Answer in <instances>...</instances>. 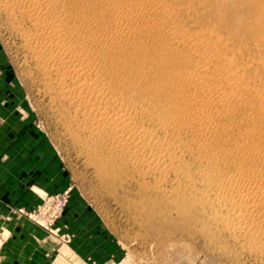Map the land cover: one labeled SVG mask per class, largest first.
<instances>
[{
    "label": "bare ground",
    "instance_id": "1",
    "mask_svg": "<svg viewBox=\"0 0 264 264\" xmlns=\"http://www.w3.org/2000/svg\"><path fill=\"white\" fill-rule=\"evenodd\" d=\"M259 3L264 11L263 0ZM166 5L164 0H3L1 7L16 23L18 18L28 22V29L20 26V39L42 74L54 78L58 97L72 107L77 125L95 145L109 149L143 178L152 176L156 185L171 175L189 180V154L197 161L200 179L202 194L193 197L197 205L211 210L264 263V87L253 88L238 75L237 60L226 56L219 29L208 28V37L196 35L191 38L195 40L188 39L190 33L174 36L173 27L165 24L172 11ZM262 13L255 22L262 20ZM260 31L255 28L257 34L249 36L264 41ZM158 36L164 41L180 38L191 48L194 63L173 68L183 58L160 52V40L150 42ZM145 38L150 43L144 44Z\"/></svg>",
    "mask_w": 264,
    "mask_h": 264
},
{
    "label": "rangeland",
    "instance_id": "2",
    "mask_svg": "<svg viewBox=\"0 0 264 264\" xmlns=\"http://www.w3.org/2000/svg\"><path fill=\"white\" fill-rule=\"evenodd\" d=\"M164 1L172 11L165 23L169 28L165 25L163 31L173 27L174 36L185 33L187 37L190 33L191 39L196 35L206 38L209 30L219 29L216 34L226 44V56L234 55L237 60L238 75L253 88L264 87V41L250 37V32L257 34L255 28L261 29L259 33L264 31V17L261 25L262 20L254 21L264 12L258 4L262 0ZM2 3L0 0V139L8 144L12 130L22 129L23 157L21 160L18 141V153L11 151L0 161V264H262L214 218L211 210L197 205L194 199L202 194L200 179L195 171L197 161L189 154L185 155L189 180L171 175L166 183L156 185L152 176L143 178L109 149L91 141L77 125L72 107H66L58 97L54 78L42 74L20 39L21 27L28 29V22L18 18L16 23ZM235 23L246 29L241 24L235 27ZM155 38L150 42H159V50L183 58V63L175 59L178 64L169 66L175 65L177 70L194 63L191 48L180 38ZM146 41L150 43L149 38L144 44Z\"/></svg>",
    "mask_w": 264,
    "mask_h": 264
},
{
    "label": "crops",
    "instance_id": "3",
    "mask_svg": "<svg viewBox=\"0 0 264 264\" xmlns=\"http://www.w3.org/2000/svg\"><path fill=\"white\" fill-rule=\"evenodd\" d=\"M1 126V125H0ZM1 127H0V132H1ZM23 130L20 129L19 131L16 129L12 130L13 134H10V141L8 144H5L1 139H0V161H2L4 158L2 157L3 155L9 154L11 151L14 152L16 155L18 153V141L20 143V154H21V160H22V151H23ZM2 174V173H1ZM0 174V176H1ZM3 201H0V204H2Z\"/></svg>",
    "mask_w": 264,
    "mask_h": 264
}]
</instances>
